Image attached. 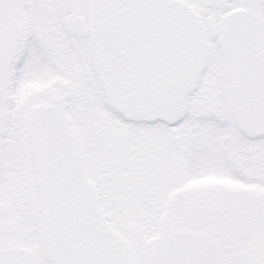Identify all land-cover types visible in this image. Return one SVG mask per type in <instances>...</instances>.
<instances>
[{
	"label": "snow or ice",
	"instance_id": "1",
	"mask_svg": "<svg viewBox=\"0 0 264 264\" xmlns=\"http://www.w3.org/2000/svg\"><path fill=\"white\" fill-rule=\"evenodd\" d=\"M0 264H264V0H0Z\"/></svg>",
	"mask_w": 264,
	"mask_h": 264
}]
</instances>
